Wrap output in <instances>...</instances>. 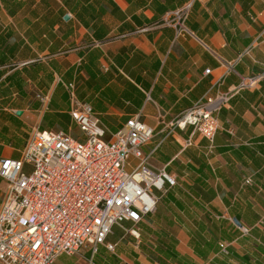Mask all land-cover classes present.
<instances>
[{"label": "crops", "instance_id": "0c3cea01", "mask_svg": "<svg viewBox=\"0 0 264 264\" xmlns=\"http://www.w3.org/2000/svg\"><path fill=\"white\" fill-rule=\"evenodd\" d=\"M188 3L193 35L177 38L164 20ZM263 75L264 0H0V158L20 159L35 131L82 138L74 85L107 139L140 115L154 130L149 166L176 180L139 239L109 237L114 252L57 264H264ZM253 77L218 114L212 148L192 127L171 132L207 95ZM7 187L0 177V208Z\"/></svg>", "mask_w": 264, "mask_h": 264}, {"label": "built area", "instance_id": "2783aa9c", "mask_svg": "<svg viewBox=\"0 0 264 264\" xmlns=\"http://www.w3.org/2000/svg\"><path fill=\"white\" fill-rule=\"evenodd\" d=\"M191 9L188 3L164 20L177 38L193 35L187 27ZM259 81L244 78L228 92L207 95L171 123V132L192 127L212 148L220 129L218 114ZM68 88L75 104L70 116L83 137L35 131L20 159L0 158V177L8 184L0 208V264H57L61 256L81 255L87 247L93 253L99 246L114 252L115 245L108 243L114 228L139 239L141 223L155 213L167 187L176 185L168 171L149 166L142 148L154 130L140 115L107 139L92 106L76 100L74 85ZM185 142V148L194 144Z\"/></svg>", "mask_w": 264, "mask_h": 264}, {"label": "rangeland", "instance_id": "374dc122", "mask_svg": "<svg viewBox=\"0 0 264 264\" xmlns=\"http://www.w3.org/2000/svg\"><path fill=\"white\" fill-rule=\"evenodd\" d=\"M131 229V225L129 224H126V227H125V230H130ZM113 234L110 236L111 239H117L119 238L123 233H126V231H124L123 229H120L119 227H115L114 230H113ZM84 253H82L80 256H82ZM80 256H76V257H79L81 258ZM79 258H74V259H79ZM83 259V256L82 258ZM87 263V262H86Z\"/></svg>", "mask_w": 264, "mask_h": 264}, {"label": "water", "instance_id": "95a60500", "mask_svg": "<svg viewBox=\"0 0 264 264\" xmlns=\"http://www.w3.org/2000/svg\"><path fill=\"white\" fill-rule=\"evenodd\" d=\"M68 19H70V18H69V17H66V18H65V20H68Z\"/></svg>", "mask_w": 264, "mask_h": 264}]
</instances>
